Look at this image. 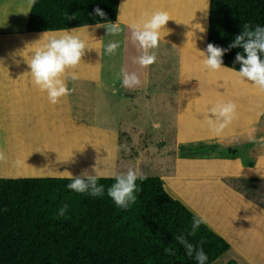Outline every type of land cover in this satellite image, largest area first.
Returning a JSON list of instances; mask_svg holds the SVG:
<instances>
[{"label": "crops", "instance_id": "obj_1", "mask_svg": "<svg viewBox=\"0 0 264 264\" xmlns=\"http://www.w3.org/2000/svg\"><path fill=\"white\" fill-rule=\"evenodd\" d=\"M162 1L119 0L117 18L97 22L116 23L119 17L122 31L109 35L97 23L26 30L30 0H0V151L6 156L0 177L62 176L64 171L81 176L85 170L95 175L94 167L99 175L129 169L156 174L172 196L205 217L228 243L211 264H264V207L231 187L232 177L258 178L264 186V143L248 140L254 125L247 122L258 111L247 100L262 93L229 69H205L199 51L207 43L209 0L202 3L201 21L198 0H185L194 5L188 12L184 0H171L174 8ZM158 10L171 19L159 46L150 50L156 62L142 68L134 63L140 51L129 25ZM73 28L89 48L69 70L78 76L67 78L70 94L53 105L33 86L26 60L44 32ZM110 41L120 45L113 55L105 52ZM122 68L136 73L140 86L124 87L117 78ZM204 77L216 80L213 89ZM225 91L230 96L219 99L216 92ZM228 101L236 104L237 118L216 136L206 121L208 108ZM248 149L256 151L249 165L243 162Z\"/></svg>", "mask_w": 264, "mask_h": 264}, {"label": "trees", "instance_id": "obj_2", "mask_svg": "<svg viewBox=\"0 0 264 264\" xmlns=\"http://www.w3.org/2000/svg\"><path fill=\"white\" fill-rule=\"evenodd\" d=\"M118 7L119 0H34L25 29L114 21ZM245 24L264 27V0H209L205 51L209 43L227 49L223 64L238 71L235 56L243 49L229 45ZM255 159L256 154L244 164ZM141 175L147 179L137 180L136 201L127 209L108 197L115 182L110 175H100L104 193L97 197L68 189L71 181L61 176L0 177V264H197L175 239L179 235L203 248L206 264L228 248L206 223L188 235L196 214L165 189L159 175ZM258 181L232 177L231 187L264 207ZM65 204V215L58 216ZM166 248L175 254H166Z\"/></svg>", "mask_w": 264, "mask_h": 264}, {"label": "clouds", "instance_id": "obj_3", "mask_svg": "<svg viewBox=\"0 0 264 264\" xmlns=\"http://www.w3.org/2000/svg\"><path fill=\"white\" fill-rule=\"evenodd\" d=\"M31 3H34V0H30L29 6ZM95 12L100 17L105 15L99 8L95 9ZM170 19L167 11L158 10L145 14L141 20L129 25L131 41L137 45L138 51H140V55L134 59V63L139 64L142 68H147L156 62V53L150 50L159 46L161 32L167 33L165 25ZM96 27H105L109 35H116L122 31L119 17L116 23H97ZM75 31L76 28L60 33L44 32L38 41L32 43H39L40 46L33 47L30 58L26 60L30 69L26 73L30 74L33 86L40 92L46 93L49 103L53 105L59 103L62 97L70 94L71 90L67 86V78L70 75L72 80H76L78 76L75 71L70 73L69 70L78 67L85 54V49L89 48L83 39L73 34ZM119 46L118 42L110 41L105 46L106 54H115ZM229 47H241L243 49V53H237L235 56V61L241 65L238 71L223 66L222 57L227 49L217 47L212 43L207 45L206 51H199L205 69L208 71L229 69L235 72L241 81L250 82L259 93H264V58H262L264 56V27L256 26L253 29L250 25L245 24L241 34L235 37ZM121 77L122 85L126 88H135L141 84L136 73H129L123 68L117 74V78ZM208 113H211L214 118H210ZM236 118L237 106L231 101L211 105L206 114L207 124L216 136H220ZM248 140L264 143V138L256 140L252 133H249ZM5 160V153L0 151V161ZM93 171L95 175L89 174L85 170L80 177H74L70 172L64 171L61 172V178H67L71 181L67 184L68 189L76 193H87L92 197H97L103 195L104 186L98 184L101 177L95 167ZM113 179L115 182L107 189V195L113 200L115 206L120 209H127L130 204L136 201L137 197L134 193L138 191L137 180L144 181L147 177L129 169L124 174L113 173ZM68 207L67 204L61 207L58 216H64ZM205 223V217L198 214L194 215L188 235L194 236L200 226ZM175 239L184 246L189 257H194L197 264H206L208 256L202 247L189 243L184 235L176 236ZM165 253L168 255L175 254L171 248H166Z\"/></svg>", "mask_w": 264, "mask_h": 264}, {"label": "rangeland", "instance_id": "obj_4", "mask_svg": "<svg viewBox=\"0 0 264 264\" xmlns=\"http://www.w3.org/2000/svg\"><path fill=\"white\" fill-rule=\"evenodd\" d=\"M203 1L204 0H198V7H197V15H198V19H199V21H201V9H202V3H203ZM165 2H167V5H169V3H174V6H173V8L176 6V2H173V1H171V0H163L162 1V5H164L165 4ZM197 2V1H196ZM196 2H195V4H196ZM183 3H185L184 5V7H185V12H188V9H189V6L191 5V7H192V5H193V2H191V1H185L184 0V2ZM200 5V6H199ZM170 6H171V4H170ZM194 6V5H193ZM173 60V58L171 57V59H170V62ZM205 84H207V86H211L210 88L211 89H213L214 87H215V82H216V80H212V79H210V77H204L203 78V80H202ZM209 84V85H208ZM212 91V90H211ZM213 92V91H212ZM213 93H215V92H213ZM216 95H218L219 96V99H225L226 97H229L230 96V93L228 92V91H225V92H216ZM235 95V94H234ZM248 101V105L247 106H257L258 107V111H257V113H255V115L254 116H251V117H248L249 119H248V123H252L254 126L252 127L253 129L252 130H250V133H252V134H257L258 136L259 135H264V93H262V94H255V97L254 98H252V99H249V100H247ZM244 103V102H243ZM154 116H159V114H156V113H154L153 114V117ZM161 116H163V119L165 120V122L168 120V118L166 117V116H168V114H165V113H163V114H161ZM166 118V119H165ZM166 124V123H165ZM255 153H256V151L255 150H251V149H248V150H243V162H245V161H250L253 157H254V155H255ZM166 167V166H165ZM143 168V167H142ZM149 168V167H148ZM143 173H146V171L147 170H145L144 168L143 169H140ZM140 171V172H141Z\"/></svg>", "mask_w": 264, "mask_h": 264}]
</instances>
